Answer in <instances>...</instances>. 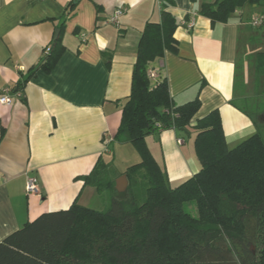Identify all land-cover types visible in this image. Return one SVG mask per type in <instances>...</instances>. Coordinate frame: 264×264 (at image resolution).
<instances>
[{
	"label": "crops",
	"instance_id": "0c3cea01",
	"mask_svg": "<svg viewBox=\"0 0 264 264\" xmlns=\"http://www.w3.org/2000/svg\"><path fill=\"white\" fill-rule=\"evenodd\" d=\"M166 1L173 3L169 11L178 20V53L166 52L150 64L156 80L167 79L176 105L199 96L192 126L218 109L229 148L261 133L262 113H257L260 125L240 102L264 100L263 78L255 70L256 55L264 52V26L251 24L264 0L215 25L199 14L203 4L215 0H0V97L8 89L12 100L10 106L0 104V243L76 200L87 207L98 193L78 178L99 159L114 177L122 176L116 163L121 157L140 163L132 145L115 136L143 30L148 22H160ZM117 10L123 14L114 24L110 19ZM63 22L65 51L56 67L50 73L39 70L13 91L41 64ZM146 140L173 186L200 171L193 134L171 129ZM30 176L39 180L38 194L26 193Z\"/></svg>",
	"mask_w": 264,
	"mask_h": 264
},
{
	"label": "trees",
	"instance_id": "16d2710c",
	"mask_svg": "<svg viewBox=\"0 0 264 264\" xmlns=\"http://www.w3.org/2000/svg\"><path fill=\"white\" fill-rule=\"evenodd\" d=\"M258 2L215 0L203 4L199 14L213 25L225 24L238 9ZM171 5L164 2L160 22H148L143 30L131 93L115 136L118 143L131 144L141 158L124 173L127 191L117 192L118 176H112L102 159L78 178L97 193L118 196H127L143 184L145 201L140 204L134 196L113 198L110 209L101 212L76 200L67 210L43 214L0 243V264H264L263 135L256 133L229 148L218 109L192 126L201 107L199 96L176 105L167 79L150 78L152 62L166 52L178 53V20L169 11ZM74 7L70 5L68 15ZM59 30L50 53L13 91L39 70L50 73L56 67L65 51V22ZM255 70L264 82V52L256 55ZM171 129L194 135L201 165L197 174L175 186L146 140ZM186 205L194 206L197 216Z\"/></svg>",
	"mask_w": 264,
	"mask_h": 264
},
{
	"label": "rangeland",
	"instance_id": "374dc122",
	"mask_svg": "<svg viewBox=\"0 0 264 264\" xmlns=\"http://www.w3.org/2000/svg\"><path fill=\"white\" fill-rule=\"evenodd\" d=\"M240 104L242 106H245L246 107L245 109L250 111V113H253L254 117H256V120L258 121L259 124L261 123L260 122L261 118L258 116L257 113H258V111L261 112L262 113V119L264 121V100H258V101L255 100L253 104H249L248 106H246V104L244 102H240ZM262 124H263V127L261 128V134L264 137V122ZM262 124H260V125H262ZM187 138H188V136H187ZM131 148L133 151H135V149H133L134 147L131 146ZM111 161H114V158H112ZM116 163H118V166H117L118 173L123 176V174L127 170L128 166L133 165L135 162H133L131 160V157H121L119 160H116ZM120 177H118L116 179V181ZM145 188H146V186H144L143 184L138 185L137 187H134L133 191L131 193H128L127 196H118V194L112 193L109 191L98 193V194H95L93 197H91L90 200H87V207H90L91 209H94L97 211L105 212V211H108L110 209L111 202H112L113 198L129 199L133 196L135 197V199L137 200L138 203L142 204L146 198ZM186 209L188 212L192 213L193 216H197V211H196L194 206L186 205ZM252 247H253L252 249L255 250V252H257V250L254 248V246H252Z\"/></svg>",
	"mask_w": 264,
	"mask_h": 264
},
{
	"label": "built area",
	"instance_id": "2783aa9c",
	"mask_svg": "<svg viewBox=\"0 0 264 264\" xmlns=\"http://www.w3.org/2000/svg\"><path fill=\"white\" fill-rule=\"evenodd\" d=\"M123 14V10H117L114 14V16L110 19L111 23L117 24L118 23V18ZM251 24L253 27L255 28H261L262 26H264V8L263 11L256 17L252 18L251 20ZM194 26V22L190 21L188 23V27L189 28H193ZM51 51V47L50 45L46 47L44 54L47 55L49 54ZM155 77L154 73H150V78L153 79ZM11 90H4L2 93V96L0 97V104L6 105V106H10L11 105ZM113 141V139L106 135V142L107 143H111ZM106 152L110 151L109 148L105 149ZM26 193L28 195H35L39 193V180L36 176H30L27 178L26 181Z\"/></svg>",
	"mask_w": 264,
	"mask_h": 264
},
{
	"label": "water",
	"instance_id": "95a60500",
	"mask_svg": "<svg viewBox=\"0 0 264 264\" xmlns=\"http://www.w3.org/2000/svg\"><path fill=\"white\" fill-rule=\"evenodd\" d=\"M60 35V30H56L54 40H57ZM128 179L126 175L121 176L117 181H116V190L119 194H123L127 191L128 189Z\"/></svg>",
	"mask_w": 264,
	"mask_h": 264
}]
</instances>
